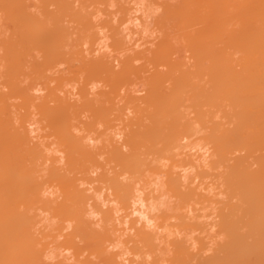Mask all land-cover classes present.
Listing matches in <instances>:
<instances>
[{"label":"bare ground","instance_id":"bare-ground-1","mask_svg":"<svg viewBox=\"0 0 264 264\" xmlns=\"http://www.w3.org/2000/svg\"><path fill=\"white\" fill-rule=\"evenodd\" d=\"M0 264H264V0H0Z\"/></svg>","mask_w":264,"mask_h":264},{"label":"clouds","instance_id":"clouds-1","mask_svg":"<svg viewBox=\"0 0 264 264\" xmlns=\"http://www.w3.org/2000/svg\"><path fill=\"white\" fill-rule=\"evenodd\" d=\"M142 219H147V217H142ZM148 225H149V227L154 226L152 221H148ZM137 259H138V257H137ZM149 259H150V257H149Z\"/></svg>","mask_w":264,"mask_h":264}]
</instances>
